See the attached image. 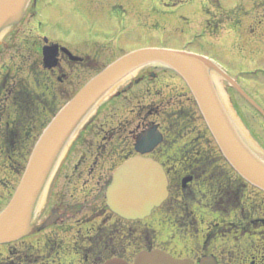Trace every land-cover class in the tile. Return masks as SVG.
Instances as JSON below:
<instances>
[{
    "label": "rangeland",
    "instance_id": "obj_1",
    "mask_svg": "<svg viewBox=\"0 0 264 264\" xmlns=\"http://www.w3.org/2000/svg\"><path fill=\"white\" fill-rule=\"evenodd\" d=\"M35 1L30 0L21 22L9 32L8 38L1 37L0 63L24 67L22 55L28 53L33 58L28 62L31 63L37 57L35 49H41L47 42L46 36L51 43L61 42L84 59L82 63H73L63 56L61 64L67 77L61 83V94L57 95L56 91L58 103L46 118V124L69 96L96 74L98 69L140 48H187L205 54L221 65L229 76L243 75L235 80L243 81L252 95L256 91H264V0H218L221 9L215 7L214 0H38L39 16L33 12L36 9L33 5ZM211 1L212 6L209 3ZM243 15L246 18H242ZM241 18L243 21L239 22ZM252 18L254 21L249 22ZM219 24L221 29L215 34L211 33V29ZM152 72L157 74L156 78L147 77L143 87L113 97L118 85L88 114L69 139V146H66L56 166L59 174L52 195L47 200L46 189L43 191L35 208V218L37 222L44 220L50 214V205L61 199L68 203L79 201L84 206L83 213H88L63 219L62 228L52 225L48 230L50 235L61 229L67 230V234L71 232L69 235L83 228L88 232L91 228L89 224L85 225L88 218L92 223L103 221L108 224L117 220L113 214L104 210L105 200L96 197L100 195V186L115 167L134 149L135 138L131 137V132L138 125V118L145 120L141 116L143 112L147 114L149 111L147 121H161L165 133L167 126L175 129L181 127L184 129L183 135L191 130L194 136L200 137L198 144L201 149H214L212 137L206 132V125L184 80L162 65L146 66L145 73L148 75ZM216 84L220 86L219 95L227 110L234 115L229 105L232 99L229 97L237 96L232 89L226 90L227 82L219 76ZM48 99L52 105V96ZM238 102L234 104L247 117L248 127L258 133L255 137L260 138L254 139L248 135L247 129L241 125L245 140L264 159V122L247 103L240 99ZM37 138L30 139L28 152ZM184 141L178 139V143ZM127 148L130 151L122 156L123 149ZM23 153L26 160L28 153L26 150ZM14 161L17 162L14 170L7 171L0 158V210L10 199L25 164L23 154L19 159L14 158ZM171 161L167 159L164 167L170 176L175 177L177 168L171 166ZM220 163L224 164L223 161ZM196 191L197 199L210 197L206 191L205 197ZM250 195L253 198L249 199H260L253 190ZM153 216L146 222L158 232L157 243L153 245L162 246L160 242H164L174 231L160 225V221L154 220L157 216ZM211 220L212 216L206 219ZM180 235L176 233L178 244L171 248L179 255L190 252L198 236L194 230L187 236ZM36 237L30 234L25 243L36 244ZM139 249L137 246L130 247L126 259L132 263ZM0 253H5L1 246Z\"/></svg>",
    "mask_w": 264,
    "mask_h": 264
},
{
    "label": "flooded vegetation",
    "instance_id": "obj_2",
    "mask_svg": "<svg viewBox=\"0 0 264 264\" xmlns=\"http://www.w3.org/2000/svg\"><path fill=\"white\" fill-rule=\"evenodd\" d=\"M214 2L215 7L218 6L219 9L221 7L219 1L214 0ZM242 18L246 16L243 15ZM242 18L239 22L243 21ZM252 21L253 18L249 22ZM8 36L9 34L7 38ZM49 43L56 42L49 41ZM57 44L61 46L60 42ZM35 52L37 57L31 63H28L33 59L31 54L22 55L24 67L21 65L17 67L16 64L12 67L9 63H0V158L7 171L14 170V165L17 163L14 158L19 159L22 154L26 162L23 150L27 151L28 157L30 152H28V143L32 137H38L45 127L46 118L58 103L56 99L57 95L61 94V83L67 77L61 64L64 56L61 51L57 55L56 65L48 69L44 66L39 48L35 49ZM145 69L139 70L127 83L119 86L113 97H120L135 88L143 87L147 77L156 78L157 74L147 75ZM237 82L264 109V91L262 93L256 91L255 95H252L244 83ZM122 87H126L124 92L119 90ZM228 88L226 86L227 91ZM231 89L237 96V98L231 95L229 97L232 99L230 101L235 113L255 137L258 133L251 131L247 117L235 105L239 103V99L245 103L247 101L237 91ZM50 96L54 99L52 105L48 99ZM151 110L153 111V108ZM148 114L149 111L141 115L144 116V121L138 118V125L132 130L131 137L136 139L149 124L157 125L163 134L162 142L150 155L158 157L163 165L167 159H171V166L177 168L175 169L177 176L172 177L168 174L167 198L153 209L151 216H157L154 220L173 230L175 236L173 233L168 235L164 242H160L162 246L153 245L157 235L154 236V229L148 226L150 224L141 220L119 219L105 204L104 210L113 214L116 221L108 224L103 221L92 223L88 218L85 220V225L91 226L88 232L83 228L69 235L71 232L67 234V230L61 229L50 235L48 230L53 226L43 227L47 218L57 214L54 225L62 228L63 219L88 213H83L84 206L79 201L68 203L65 199H61L52 205L49 204L50 214L42 219L31 233L16 241L0 245L5 251L4 254L0 253V264H103L113 257L126 259L127 245L148 249L156 247L174 257L190 258L194 262L210 256L214 258L215 264H264V192L242 180L229 166L221 165L217 151L214 149L207 151L203 147L201 149L198 144L200 137L194 136L191 130L183 135L184 129L181 127L175 129L167 126L165 133L161 121H147ZM256 114L264 122L261 114L257 111ZM248 119L250 120L249 117ZM201 132L205 134L204 131ZM262 134L264 137V132ZM179 138L185 141L178 143ZM129 151L128 148L123 149L122 156ZM129 154L135 155L136 152L133 149ZM130 155H125L122 160ZM180 172L182 173L178 174ZM183 178L186 179L184 184ZM196 190L201 192L203 197L207 193L210 197L197 199ZM251 190L255 191L260 199H249L253 198L250 195ZM96 198L107 199L106 196ZM211 216L212 220L206 221L207 217ZM146 230L149 232L148 237L144 234ZM193 230L198 235L196 245L186 254H175L171 248L177 247L176 233L184 237V234L187 236ZM30 234L37 236L36 244L25 243ZM167 246L170 249H167Z\"/></svg>",
    "mask_w": 264,
    "mask_h": 264
},
{
    "label": "water",
    "instance_id": "obj_3",
    "mask_svg": "<svg viewBox=\"0 0 264 264\" xmlns=\"http://www.w3.org/2000/svg\"><path fill=\"white\" fill-rule=\"evenodd\" d=\"M29 0H0V33L10 29L22 18ZM70 59L78 60L68 50ZM57 47L44 49L46 67L55 65ZM161 64L174 70L187 84L202 117L223 156L246 181L264 191V159L254 152L229 116L215 79L220 77L237 89L260 113L264 111L212 61L196 53L143 48L127 53L110 63L91 78L52 118L34 145L20 182L7 206L0 212V243L16 240L36 225L35 208L45 187L51 194L57 173L52 175L63 148L81 122L99 100L128 73L147 64ZM218 75V76H217ZM153 126L144 131L135 144L141 154L153 150L161 141ZM167 178L159 163L142 157L125 161L114 173L107 189L111 210L125 219H141L166 197ZM49 219L44 226L55 219ZM103 264H129L112 258ZM134 264H194L189 259H174L153 250L141 251ZM198 264H215L212 258Z\"/></svg>",
    "mask_w": 264,
    "mask_h": 264
},
{
    "label": "trees",
    "instance_id": "obj_4",
    "mask_svg": "<svg viewBox=\"0 0 264 264\" xmlns=\"http://www.w3.org/2000/svg\"><path fill=\"white\" fill-rule=\"evenodd\" d=\"M217 31H219L218 27L212 28L211 33L215 34ZM177 113V112H176ZM178 114H181V112H178ZM148 230L144 231V234L147 236L148 235Z\"/></svg>",
    "mask_w": 264,
    "mask_h": 264
}]
</instances>
